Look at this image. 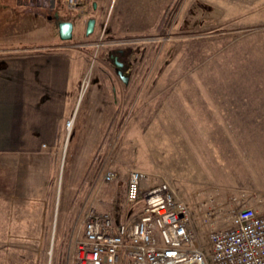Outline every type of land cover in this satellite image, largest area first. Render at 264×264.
Masks as SVG:
<instances>
[{"label":"rangeland","instance_id":"374dc122","mask_svg":"<svg viewBox=\"0 0 264 264\" xmlns=\"http://www.w3.org/2000/svg\"><path fill=\"white\" fill-rule=\"evenodd\" d=\"M97 3L87 12L95 32L87 36L76 22L65 43L81 62L74 124L65 122L45 189L16 203L0 264H72L89 208L121 221L137 209L126 202L132 170L145 174L143 191L165 180L173 186L207 250L208 212L221 226L245 201L264 212V0ZM1 21L3 48L22 46L28 21L3 13ZM114 48H127L133 69L115 90L107 78ZM109 171L118 177L105 182ZM0 207L4 217L7 203ZM3 221L4 229L10 219Z\"/></svg>","mask_w":264,"mask_h":264},{"label":"built area","instance_id":"2783aa9c","mask_svg":"<svg viewBox=\"0 0 264 264\" xmlns=\"http://www.w3.org/2000/svg\"><path fill=\"white\" fill-rule=\"evenodd\" d=\"M73 124L69 119L67 129ZM117 177L109 171L104 181ZM143 177L139 170L130 173L126 202L137 209L127 221L89 208L82 237L72 246V264H264V212L245 201L228 211L227 226L219 224L215 211L208 212L207 250L190 207L173 186L165 180L143 191Z\"/></svg>","mask_w":264,"mask_h":264},{"label":"crops","instance_id":"0c3cea01","mask_svg":"<svg viewBox=\"0 0 264 264\" xmlns=\"http://www.w3.org/2000/svg\"><path fill=\"white\" fill-rule=\"evenodd\" d=\"M7 4L18 11L30 10L28 0ZM27 21L28 37L19 43L38 44L28 45L31 49L26 52L0 54V205L7 203L4 217L0 207V236L11 232L16 203L33 202L34 189L43 190L48 183L65 122L74 113L73 76L81 63L55 35L54 26ZM41 45L44 49L37 50ZM7 218L10 223L3 229Z\"/></svg>","mask_w":264,"mask_h":264},{"label":"flooded vegetation","instance_id":"af4514ba","mask_svg":"<svg viewBox=\"0 0 264 264\" xmlns=\"http://www.w3.org/2000/svg\"><path fill=\"white\" fill-rule=\"evenodd\" d=\"M15 1V0H13ZM99 0H81L78 4H73L72 0H28L29 11H18L11 5L7 4L8 0H0V25H1V13L5 14V17L16 23L18 20H29L34 22H42L45 25H52L55 28V35L61 40L59 36V24L61 22H71L73 24V38L74 28L76 22L79 24L82 21L86 25L85 34L87 32L88 22L94 19L92 16L87 15L89 7L94 12L97 9V2ZM6 3V4H5ZM91 4V5H90ZM18 7H20L18 5ZM8 14V16H6ZM9 16L11 18H9ZM95 20V19H94ZM96 29V20H95ZM94 29V32H95ZM93 32V33H94ZM92 33V34H93ZM90 34V35H92ZM87 35V34H86ZM89 35V36H90ZM72 38V39H73ZM0 54H14L17 52H26L31 49V46L23 44L20 48L4 47L0 41ZM33 46V45H32ZM43 45L37 50H43ZM127 48H114L108 53V58L112 63L114 69V76L107 75L108 82L111 84L113 90H115L116 82H120L123 85H128L133 75V69L130 67L128 61L129 53ZM120 72L122 76L120 75ZM116 77V78H115ZM123 77V78H122ZM127 80V83L124 82Z\"/></svg>","mask_w":264,"mask_h":264},{"label":"water","instance_id":"95a60500","mask_svg":"<svg viewBox=\"0 0 264 264\" xmlns=\"http://www.w3.org/2000/svg\"><path fill=\"white\" fill-rule=\"evenodd\" d=\"M95 29V20L91 19L88 22L87 26V36L92 34ZM59 36L62 41H71L73 38V24L71 22H61L59 24ZM120 75L122 76L121 72ZM123 78V77H122ZM124 82L127 83V80L124 79Z\"/></svg>","mask_w":264,"mask_h":264}]
</instances>
